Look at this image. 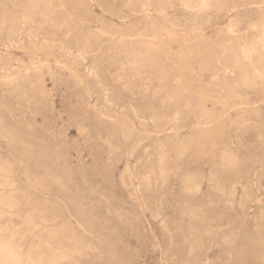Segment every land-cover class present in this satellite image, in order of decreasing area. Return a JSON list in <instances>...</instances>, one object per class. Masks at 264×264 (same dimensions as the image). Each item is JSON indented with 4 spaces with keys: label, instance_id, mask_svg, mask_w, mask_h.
Here are the masks:
<instances>
[{
    "label": "rangeland",
    "instance_id": "rangeland-1",
    "mask_svg": "<svg viewBox=\"0 0 264 264\" xmlns=\"http://www.w3.org/2000/svg\"><path fill=\"white\" fill-rule=\"evenodd\" d=\"M0 239L264 264V0H0Z\"/></svg>",
    "mask_w": 264,
    "mask_h": 264
},
{
    "label": "bare ground",
    "instance_id": "bare-ground-1",
    "mask_svg": "<svg viewBox=\"0 0 264 264\" xmlns=\"http://www.w3.org/2000/svg\"><path fill=\"white\" fill-rule=\"evenodd\" d=\"M47 4V3H45ZM91 15V14H90ZM41 16V15H40ZM61 27V26H60ZM259 31V30H258ZM108 35V34H107ZM122 38V37H120ZM129 39V38H128ZM136 41V38H134ZM140 39V38H139ZM130 40V39H129ZM133 40V39H132ZM131 41V40H130ZM35 46V45H34ZM59 63V61H58ZM70 64V63H69ZM120 64V63H119ZM63 65V64H62ZM71 69V67H70ZM69 69V70H70ZM132 70V69H131ZM29 73V72H28ZM231 75V74H230ZM89 76V75H88ZM18 78V77H17ZM9 79V78H8ZM15 79V78H14ZM81 84V83H80ZM92 84V83H91ZM130 89V88H129ZM91 89L88 86L84 87V93L89 99L92 95ZM162 98L166 97V92H161ZM106 99V98H105ZM104 99V101H106ZM90 101V100H89ZM163 104V103H162ZM118 106V105H117ZM163 106V105H162ZM135 107V106H134ZM119 108V107H118ZM127 108V107H126ZM97 113L103 114L100 110H97L95 107H92ZM93 111V110H92ZM107 111V110H106ZM123 111V109H122ZM127 113V112H126ZM122 114V113H121ZM139 114V113H138ZM109 116L110 118H113V123L116 125V127L119 130V133L121 135L122 140L125 143H128L131 139H133L136 136V127L134 125V119L133 117H136V113L132 112L131 114L127 115H121V116H113L111 114H105ZM143 115V114H142ZM103 116V115H102ZM101 116V117H102ZM164 116V115H163ZM167 117V116H166ZM103 118V117H102ZM106 118V117H105ZM172 119V118H171ZM141 120V119H140ZM159 122V121H158ZM162 123V122H161ZM170 123V122H169ZM170 131V130H169ZM202 134V133H201ZM123 142V144H124ZM128 145V144H127ZM126 146V145H125ZM125 148V147H124ZM164 148V147H163ZM126 156H128L126 154ZM157 157V156H156ZM224 161V160H223ZM226 160L224 164H228ZM166 162V161H165ZM154 163V162H153ZM127 166V165H126ZM128 167V166H127ZM128 170V169H127ZM161 171V170H160ZM161 173V172H160ZM163 174V173H162ZM162 177V175L160 174ZM192 176V175H191ZM163 179V178H162ZM8 180V179H7ZM165 180V179H164ZM6 182V181H5ZM210 182V181H209ZM188 183V182H187ZM13 184V183H12ZM147 184V182H146ZM218 184V183H217ZM194 184L193 181H190L187 185V191H194ZM216 185V183H215ZM197 189V188H196ZM199 190V189H198ZM234 190V189H233ZM248 191V190H247ZM199 192V191H198ZM224 192V191H223ZM222 192V193H223ZM189 196V195H188ZM229 196V194H228ZM252 197V196H250ZM233 198V197H232ZM248 198V197H247ZM184 200V199H183ZM261 213V212H260ZM238 233V232H237ZM192 236V235H191ZM235 237V235H234ZM222 242V241H221ZM194 243V242H193ZM208 243V242H207ZM198 244V243H197ZM20 250V249H19ZM14 246L13 243L10 241H2L0 239V264H42L43 260V248L38 246V247H33L30 249L28 252H19ZM62 262V261H61Z\"/></svg>",
    "mask_w": 264,
    "mask_h": 264
}]
</instances>
